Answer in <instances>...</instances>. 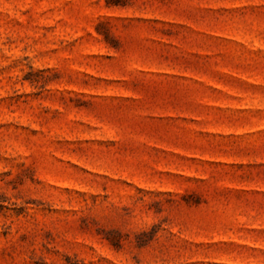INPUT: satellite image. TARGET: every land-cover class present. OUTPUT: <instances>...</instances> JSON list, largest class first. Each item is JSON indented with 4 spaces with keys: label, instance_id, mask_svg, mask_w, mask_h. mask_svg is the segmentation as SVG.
I'll return each instance as SVG.
<instances>
[{
    "label": "rangeland",
    "instance_id": "1",
    "mask_svg": "<svg viewBox=\"0 0 264 264\" xmlns=\"http://www.w3.org/2000/svg\"><path fill=\"white\" fill-rule=\"evenodd\" d=\"M0 264H264V0H0Z\"/></svg>",
    "mask_w": 264,
    "mask_h": 264
}]
</instances>
